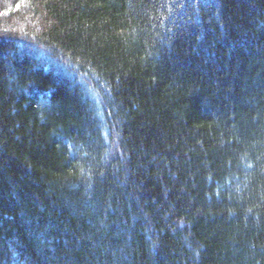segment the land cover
<instances>
[{"label":"trees","instance_id":"obj_1","mask_svg":"<svg viewBox=\"0 0 264 264\" xmlns=\"http://www.w3.org/2000/svg\"><path fill=\"white\" fill-rule=\"evenodd\" d=\"M0 264H264V0H0Z\"/></svg>","mask_w":264,"mask_h":264}]
</instances>
